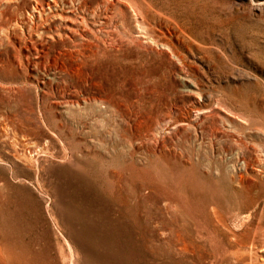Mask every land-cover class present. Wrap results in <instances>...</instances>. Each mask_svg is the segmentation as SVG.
I'll list each match as a JSON object with an SVG mask.
<instances>
[{"label":"rangeland","instance_id":"374dc122","mask_svg":"<svg viewBox=\"0 0 264 264\" xmlns=\"http://www.w3.org/2000/svg\"><path fill=\"white\" fill-rule=\"evenodd\" d=\"M0 249L264 264V0H0Z\"/></svg>","mask_w":264,"mask_h":264},{"label":"bare ground","instance_id":"6f19581e","mask_svg":"<svg viewBox=\"0 0 264 264\" xmlns=\"http://www.w3.org/2000/svg\"><path fill=\"white\" fill-rule=\"evenodd\" d=\"M53 1L55 3L58 2V0H53ZM62 18L66 21V29L72 30L73 29L74 22L71 19V16L70 15H66V14H62ZM0 252H1V249H0Z\"/></svg>","mask_w":264,"mask_h":264}]
</instances>
